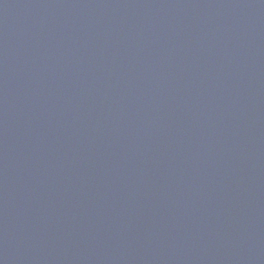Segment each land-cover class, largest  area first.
Instances as JSON below:
<instances>
[{"label":"water","instance_id":"95a60500","mask_svg":"<svg viewBox=\"0 0 264 264\" xmlns=\"http://www.w3.org/2000/svg\"><path fill=\"white\" fill-rule=\"evenodd\" d=\"M0 264H264V0H0Z\"/></svg>","mask_w":264,"mask_h":264}]
</instances>
